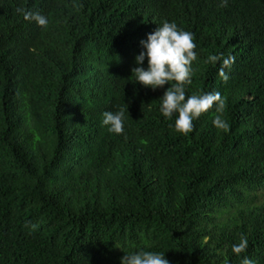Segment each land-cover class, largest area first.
<instances>
[{"label": "trees", "instance_id": "16d2710c", "mask_svg": "<svg viewBox=\"0 0 264 264\" xmlns=\"http://www.w3.org/2000/svg\"><path fill=\"white\" fill-rule=\"evenodd\" d=\"M165 20L195 34L186 91L219 92L227 131L210 109L176 132L159 110L170 85L130 80ZM221 53L235 57L227 82L207 61ZM121 107L117 135L102 113ZM242 237L264 264V0H0V264H120L139 249L240 264Z\"/></svg>", "mask_w": 264, "mask_h": 264}, {"label": "clouds", "instance_id": "9594fccd", "mask_svg": "<svg viewBox=\"0 0 264 264\" xmlns=\"http://www.w3.org/2000/svg\"><path fill=\"white\" fill-rule=\"evenodd\" d=\"M229 0H220L221 7H227ZM24 19L34 21L39 27L46 28L49 19L38 11L17 9ZM142 50L135 55V67L131 69V76L134 83H140L152 89L163 88L160 97V113L168 120H173L174 130L182 135H188L194 131V120L214 109L216 115L213 117V125L218 129L227 131L229 124L222 118L225 101L219 92H206L202 94L189 95L187 87L192 84L194 69L193 62L198 59L196 36L193 32L180 28L175 21H163L158 27L147 35V39L140 41ZM147 60V67H144ZM212 65L221 63L218 75L227 82L228 72L235 62L234 56L224 57L212 54L207 57ZM126 112L128 107H121L117 111H104L101 124L107 126L110 133L121 135L125 132ZM34 227V226H33ZM119 247V246H118ZM121 248V247H120ZM248 239L242 237L239 243L232 245V252L241 257L240 264H256V261L247 255ZM124 251V250H123ZM120 257V264H170L164 252H154L139 249L133 252H125Z\"/></svg>", "mask_w": 264, "mask_h": 264}]
</instances>
